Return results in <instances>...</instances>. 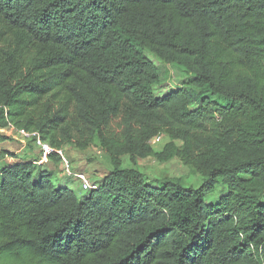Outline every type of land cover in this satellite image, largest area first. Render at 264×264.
Here are the masks:
<instances>
[{
    "label": "trees",
    "instance_id": "obj_1",
    "mask_svg": "<svg viewBox=\"0 0 264 264\" xmlns=\"http://www.w3.org/2000/svg\"><path fill=\"white\" fill-rule=\"evenodd\" d=\"M8 125L110 170L83 190L55 153L0 164V264H264V0H0ZM149 157L197 184L149 182Z\"/></svg>",
    "mask_w": 264,
    "mask_h": 264
},
{
    "label": "rangeland",
    "instance_id": "obj_2",
    "mask_svg": "<svg viewBox=\"0 0 264 264\" xmlns=\"http://www.w3.org/2000/svg\"><path fill=\"white\" fill-rule=\"evenodd\" d=\"M158 67L161 69V82L158 89L159 94L162 95L170 90L180 89L181 83L183 81V76L169 65L158 64ZM112 124L113 128L116 129L117 121H114ZM0 133L4 136L6 135L5 132L1 130ZM159 136V141L151 143L153 150L156 152L161 151L164 145L169 142V139L165 134L162 133ZM9 138L10 139H7L0 146L2 149H4L0 150V164L3 163V165H5L4 161H6V159L7 161H10L9 157L13 156L12 154H10L12 152H6L7 150H9L8 148H6V142H8L10 146H12L11 149L14 152L15 150L19 151L21 147L23 148L25 146H23L24 142H21L19 139L15 140L12 137ZM13 140L16 142H14ZM25 143L26 150H31L38 155L39 151L31 141H27ZM176 144L180 146L179 142ZM22 151L23 154L26 153L24 152L25 149H22ZM60 151L65 160L69 163L71 171L74 174H83L85 177H87L90 183L97 182L99 179L108 174L110 170L108 158L105 156L104 152L97 146L91 145L90 147L84 150H80L75 147L65 145L60 149ZM122 163L126 166L129 162L127 159L124 158L122 160ZM137 163L138 168L149 182L153 183L164 178H181L186 185L197 184V180L192 177L189 168L183 165L177 159H171L168 162L161 163L155 158L149 157L143 160H138ZM54 169L55 172L58 174L57 177L62 179L66 178V174H62V162L55 165ZM68 180L71 181V189L74 187H76L77 189L80 188V183L77 182V180H75L73 177H69Z\"/></svg>",
    "mask_w": 264,
    "mask_h": 264
},
{
    "label": "built area",
    "instance_id": "obj_3",
    "mask_svg": "<svg viewBox=\"0 0 264 264\" xmlns=\"http://www.w3.org/2000/svg\"><path fill=\"white\" fill-rule=\"evenodd\" d=\"M5 132L8 137H12L13 139H19L21 142H27L32 140L34 145L37 147L39 151V157L35 160L37 165H44L48 163V157L55 153L61 156L62 163H63V174L66 176L73 177L77 182L80 183L83 190L93 189V186L83 174H74L71 169L69 163L65 160L60 150H55L51 148L47 143L41 141L38 133L36 132H27L24 130H16L11 125H8V128L1 130ZM160 140V136L155 137L152 142L155 143L156 141ZM151 142V143H152Z\"/></svg>",
    "mask_w": 264,
    "mask_h": 264
},
{
    "label": "crops",
    "instance_id": "obj_4",
    "mask_svg": "<svg viewBox=\"0 0 264 264\" xmlns=\"http://www.w3.org/2000/svg\"><path fill=\"white\" fill-rule=\"evenodd\" d=\"M8 139H10L7 135H5ZM12 140V139H11ZM14 141V140H13ZM14 142H16V141H14ZM7 143V147L6 148H8L9 150H5L6 152H12V153H10V154H12L13 156H11V157H9L10 158V161H7V159H6V161H4L6 164H14V163H16V162H18V161H26V160H31V159H34V160H37L38 159V157H39V155H37V154H35L33 151H31V150H26V143H23V148L21 147L20 148V150L19 151H17V150H15V152L14 151H12V146H10V144L8 143V142H6ZM33 145H34V143H33ZM35 146V145H34ZM2 148L0 147V150H1ZM22 149H25V151L24 152H26V153H22L23 151H22ZM2 150H4V149H2ZM11 150V151H10ZM9 154V153H8ZM39 154V153H38ZM8 158V157H7ZM3 164V163H2Z\"/></svg>",
    "mask_w": 264,
    "mask_h": 264
}]
</instances>
